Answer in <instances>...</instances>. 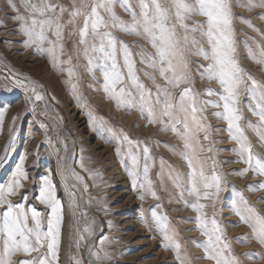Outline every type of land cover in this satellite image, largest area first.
<instances>
[{"label":"snow or ice","instance_id":"obj_1","mask_svg":"<svg viewBox=\"0 0 264 264\" xmlns=\"http://www.w3.org/2000/svg\"><path fill=\"white\" fill-rule=\"evenodd\" d=\"M6 3L15 13L12 18L19 21V33L25 37V48L35 46L41 53H47L53 67L67 73L68 79L64 83L69 86L78 103V74L73 58L78 61L83 56L87 61L85 67L93 79H96L95 71H100L103 83L101 89L97 90L105 93L106 100L113 101L117 109H136L148 124L159 123L162 125L161 131H171L182 141L183 151L173 149V153L187 163L188 187H182L178 178H173L172 183L178 190L179 199L184 200L185 205L197 213V229L206 237L197 246L204 249V258L214 261V264H241L215 211L209 219L204 211L207 205L200 202L202 199L211 200L214 207L220 193L224 191L225 178L222 172L217 171L218 162L214 158L201 156V153L213 152L214 149L211 144L205 148L199 134L203 132V139L211 141L212 129L204 113L209 106L222 108V111H215L212 115L226 122L225 130L237 144L232 151L240 158L239 162L247 165L235 174L244 176L251 171L253 175L264 177V157L253 151L245 126L241 124L244 116L239 107L241 93L244 91L250 100L249 111L258 117V124L247 122V126L252 128L264 144V81L257 80L241 66L233 25L234 4L252 11L254 8L264 9V0H247L246 4H241L240 0H70V6L59 0H19V6L15 0H6ZM20 6L24 8L26 15L20 12ZM117 6L129 14L130 20H124L117 14ZM66 13L67 20L64 19ZM194 16L203 17L204 20L189 23ZM260 18L264 19V14H260ZM240 19L253 27V30L260 31L250 21L242 17ZM116 31L140 37L150 45L152 51L143 45H137L139 50L134 53L128 43L115 35ZM66 39L72 40V55L61 60L60 57L67 51ZM258 47V55L253 53L251 47L248 48V54L255 63L264 66V46ZM191 56L207 61L206 65H200L203 71L199 75L201 79L219 84L218 92L212 88L205 89L209 97L216 96L218 99H201L202 94L194 87ZM135 57H139V63L144 67H137ZM63 64L68 67H60ZM141 72L151 81L155 91L141 80ZM74 76L77 77V82H73ZM157 76L164 83H160ZM181 85L184 87L181 88ZM177 88H181L178 96L174 91ZM29 90L35 101L44 99L36 92L35 87ZM5 112L6 109L0 108V130L3 129ZM17 119L18 116L12 117V126L9 128L11 139L0 162L6 159L8 148L15 139ZM89 120L90 123L93 122L91 112ZM178 124L182 125V129L177 127ZM102 127L103 124L100 125ZM108 131L116 140L118 156L122 154L120 145L127 144L131 168L126 166V170L133 188L142 189L159 199L149 176L152 165L148 161L153 159L149 147L141 149L139 142L134 143L123 132L117 135L111 128ZM215 131L219 132L221 129ZM141 152L144 161L142 172L139 171ZM24 159L25 157H21L7 183H0V264H59L64 205L57 197L50 176L42 178L43 183L37 197L45 206L44 212L31 205L26 207L27 194L19 203H13L11 199L24 186L22 181L28 179L23 168ZM209 160L211 166L208 164ZM82 161L83 157L80 166L84 168ZM161 163L163 164V160ZM60 174L64 176L65 172L61 171ZM68 174L83 183V177L74 170L68 169ZM90 175L95 176L96 173ZM87 187L84 184V191H87ZM248 188L259 191L264 189V182L248 185ZM185 193L193 197V200H186ZM139 199L143 200L144 195H140ZM240 200L248 205L250 211L256 212L248 204L243 192L240 193ZM69 207H78L74 195ZM232 210L242 223H248L253 228L254 238L264 246V217L256 213L259 221V227H256L237 207L236 202H233ZM75 214L73 211L72 215ZM151 218L165 241L163 247L171 248L177 254V259H180L181 245L175 239L176 233L170 231L168 217L153 211ZM141 220L151 230V224L143 213ZM84 233L91 236V228L85 227L83 232L77 229V247L85 239ZM105 243L106 238L100 241L101 246L97 251L89 249L97 264H106L112 258ZM21 255L29 258L14 259ZM245 255L252 256L254 253ZM72 259L74 264H82L80 259ZM261 259H264V255H261Z\"/></svg>","mask_w":264,"mask_h":264},{"label":"rangeland","instance_id":"obj_2","mask_svg":"<svg viewBox=\"0 0 264 264\" xmlns=\"http://www.w3.org/2000/svg\"><path fill=\"white\" fill-rule=\"evenodd\" d=\"M15 2L19 6V0ZM59 2L70 6V0ZM240 3L246 4L247 0H240ZM115 10L121 18L130 20L129 14L123 8L117 6ZM20 12L27 14L22 6ZM233 13L240 64L257 80L264 81V66L255 63L248 54L249 47L258 55V45L264 46V35L261 34L264 33V19L260 18L264 9L254 8L248 11L245 7L234 4ZM14 15L6 0H0V21H3L0 23V108L6 109L3 129L0 130V157L5 156V148L11 139L9 128L12 126V117H19L15 122V139L8 148L6 159L0 162V183H7L21 157H25L23 168L28 179L22 181L24 186L19 190V194L11 199L13 203H19L27 194L26 207L31 205L44 212L45 206L37 197L43 183L42 178L50 176L57 197L64 205L59 264H74L72 257L80 259L82 264H97L89 249L97 251L101 246L100 241L105 238V247L112 257L106 264H214V261L204 258V249L197 246L206 239L197 229V213L186 206L184 200L179 199L178 190L173 187V178H178L182 187H188L187 163L173 153V149L177 152L183 151L182 141L171 131H161L162 125L159 123L148 124L136 109H117L113 101L106 100L105 93L97 90L101 89L103 83L100 71H95L96 79H93L85 67L87 61L83 56H80L78 61L73 58L78 74V103L76 96L64 83V80L68 79L67 73L54 68L47 53H41L35 46L25 48V37L19 33V21L12 18ZM241 17L250 21L254 28L260 31L253 30V27H249L240 19ZM64 19H68L67 13ZM203 20V17L194 16L189 23ZM115 35L128 43L134 53L139 50L137 45H143L152 51L150 45L140 37L121 31H116ZM72 47V40L66 39L67 51L60 57L61 60H66L72 55ZM135 59L138 68L144 67L139 63V57ZM190 60L194 87L202 94L201 99H218L216 96L209 97L205 89L212 88L218 92L219 84L201 79L199 75V72L203 71L200 65H206L207 61L198 56H191ZM60 67L67 68L68 65L63 64ZM140 77L155 91L151 81L147 80L142 72ZM157 79L164 83L158 76ZM73 82H77L76 76L73 77ZM31 87H35L36 92L44 99L35 101L33 93L29 90ZM183 87L184 85H181V88ZM181 88L174 90L177 96ZM30 97L32 99H29ZM249 103V97L242 91L239 107L244 119L241 124L245 126L253 151L264 157V144L252 128L247 126V122L258 124V117L248 109ZM215 111H222V108L209 106L204 113L211 125V141L203 139V132L199 134L201 144L205 148L211 144L214 151L201 153V156L212 157L218 162L217 171L222 172L225 178L224 191L220 193L214 207L211 200L202 199L200 202L207 205L204 211L209 219L215 211L216 218L223 225L226 238L233 252L240 258L241 264H264V259H261L264 246L254 238L253 228L248 223H242L240 217L232 210L233 202H236L237 207L252 224L259 227L256 213L264 217V199H261L264 197V189L251 191L248 185L264 182V177L253 175L250 171L254 177L260 179L250 182L253 177L245 180L246 175L235 174L238 168L234 166L240 169L247 165L239 162L240 158L232 151L237 144L229 138L225 130L226 122L212 115ZM89 112L93 117L92 123L89 120ZM177 127L182 129V125L178 124ZM109 128L117 135L123 132L134 143L139 142L141 149L144 146L149 147L153 158L148 161L152 165L149 176L159 199L153 198L142 189L133 188L126 170V166L131 168L127 144L120 145L122 154L118 156L117 143L108 131ZM215 129L221 131L216 132ZM81 157L84 168L80 166ZM143 163L141 152V172ZM208 164L211 166V160ZM68 169L82 176L83 183L68 174ZM61 171L65 172L64 176L60 174ZM90 173L96 175L92 176ZM140 179L142 181V176ZM84 184L88 186L87 191H84ZM241 192L256 212L250 211L248 205L241 202ZM142 194L143 200L139 199ZM72 195L78 205L74 209L69 207ZM185 199L192 201L193 197L185 193ZM73 211L75 216L72 215ZM153 211L168 217L170 231L176 233L175 239L181 245L180 259H177V254L171 248L163 247L165 241L152 223ZM142 213L151 224V230L142 222ZM85 227L91 228L92 235L84 233L85 239L77 247V229L83 232ZM245 253L254 255L247 256ZM25 258L29 257L21 255L14 259Z\"/></svg>","mask_w":264,"mask_h":264},{"label":"bare ground","instance_id":"obj_3","mask_svg":"<svg viewBox=\"0 0 264 264\" xmlns=\"http://www.w3.org/2000/svg\"><path fill=\"white\" fill-rule=\"evenodd\" d=\"M65 132V134L68 136L69 134H68V132L67 131H64ZM235 168H238V170H241V169H243L244 167H246V166H244V167H241L240 169H239V167L238 166H234ZM248 177H253L251 180H250V182H252V181H259L260 179H258V177L256 178V177H254L250 172L249 173H247L246 174V176H245V180H247L246 178H248ZM243 179V180H244ZM242 180V181H243ZM244 180V181H245Z\"/></svg>","mask_w":264,"mask_h":264}]
</instances>
